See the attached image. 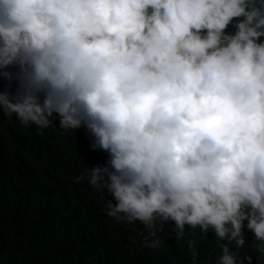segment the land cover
I'll return each mask as SVG.
<instances>
[{"label":"clouds","instance_id":"obj_1","mask_svg":"<svg viewBox=\"0 0 264 264\" xmlns=\"http://www.w3.org/2000/svg\"><path fill=\"white\" fill-rule=\"evenodd\" d=\"M261 38L264 0H0V77L18 82L0 111L89 130L108 165L75 180L102 214L153 237L158 223L174 221L177 239L187 225L193 264L214 250L216 264H249L246 230L264 242ZM36 194L17 192L27 215Z\"/></svg>","mask_w":264,"mask_h":264},{"label":"trees","instance_id":"obj_2","mask_svg":"<svg viewBox=\"0 0 264 264\" xmlns=\"http://www.w3.org/2000/svg\"><path fill=\"white\" fill-rule=\"evenodd\" d=\"M226 31L234 29L229 25ZM17 88L16 80L0 77V91L15 94ZM55 125L59 118L45 129L25 126L0 111V264H193L191 251L182 244L192 231L187 225L177 239L174 221L158 223L153 237L140 221L118 222L106 211L102 214L106 201L93 200L84 186L87 180L77 183L75 178L88 168L108 165L109 153L91 147L94 138L83 125L71 135L56 133ZM29 190L41 202L32 216L22 212L17 196ZM34 221L38 226L33 231ZM156 238L159 246L171 239L173 248L168 244L160 249L165 251L157 253L159 246L149 251L148 243ZM244 238L240 257L250 256L249 264L264 257V242L250 229ZM217 253L197 256L196 264H216Z\"/></svg>","mask_w":264,"mask_h":264}]
</instances>
